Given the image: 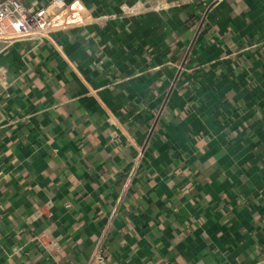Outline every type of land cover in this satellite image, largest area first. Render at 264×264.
Segmentation results:
<instances>
[{
  "label": "crops",
  "instance_id": "1",
  "mask_svg": "<svg viewBox=\"0 0 264 264\" xmlns=\"http://www.w3.org/2000/svg\"><path fill=\"white\" fill-rule=\"evenodd\" d=\"M95 3L0 54V264H264V0Z\"/></svg>",
  "mask_w": 264,
  "mask_h": 264
},
{
  "label": "built area",
  "instance_id": "2",
  "mask_svg": "<svg viewBox=\"0 0 264 264\" xmlns=\"http://www.w3.org/2000/svg\"><path fill=\"white\" fill-rule=\"evenodd\" d=\"M99 0H0V54L14 46L18 49L20 67L13 73L19 78L28 70L27 56L51 37L67 29L90 27L103 22L105 14L99 13ZM105 1V0H103ZM207 20V10L201 13L193 39L196 38ZM97 27V26H95ZM191 44V43H190ZM6 67L0 61V83ZM38 211L27 219L34 221ZM41 241L45 248L58 245L60 235L45 233ZM103 247L99 245L92 253V259L103 260Z\"/></svg>",
  "mask_w": 264,
  "mask_h": 264
}]
</instances>
